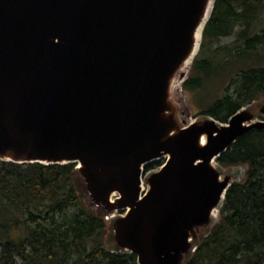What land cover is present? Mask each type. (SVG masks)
I'll return each instance as SVG.
<instances>
[{
  "label": "water",
  "instance_id": "95a60500",
  "mask_svg": "<svg viewBox=\"0 0 264 264\" xmlns=\"http://www.w3.org/2000/svg\"><path fill=\"white\" fill-rule=\"evenodd\" d=\"M207 4L0 0V160L76 164L92 205L121 212L115 235L138 264L187 262L233 184L218 158L264 129L246 107L227 123L173 115L170 82Z\"/></svg>",
  "mask_w": 264,
  "mask_h": 264
},
{
  "label": "trees",
  "instance_id": "16d2710c",
  "mask_svg": "<svg viewBox=\"0 0 264 264\" xmlns=\"http://www.w3.org/2000/svg\"><path fill=\"white\" fill-rule=\"evenodd\" d=\"M231 37L222 49L210 48ZM215 61L218 76L230 65L238 69L232 82L237 91L235 97L227 91L204 116L227 123L264 98V0H215L184 90H201ZM217 162L246 167L245 178L232 184L218 222L199 238L186 264H264V129L240 137ZM163 163H150L145 172ZM76 167L0 160V212L10 214L0 218V264H138L135 254L107 249V224L83 203Z\"/></svg>",
  "mask_w": 264,
  "mask_h": 264
},
{
  "label": "rangeland",
  "instance_id": "374dc122",
  "mask_svg": "<svg viewBox=\"0 0 264 264\" xmlns=\"http://www.w3.org/2000/svg\"><path fill=\"white\" fill-rule=\"evenodd\" d=\"M232 41L233 37L221 38L219 40L213 41L210 48H212L213 50L222 49ZM214 65L215 67L212 70V73L205 78L203 88L199 91L196 90L190 93L184 90L183 84L188 80L190 75H192V73H190L192 65H190L187 70H181L179 71V73H177L174 81L175 83L173 91L172 93H170V102L173 107V115L176 117L181 126L207 120V117L204 116V112L216 101L224 98L227 94V91H229V93L233 94V96L235 97L237 86L233 85L232 82L236 77V71L238 69L236 70V68L230 65L226 71L222 72L223 74L218 76V71L222 70H217V61H215ZM246 110L249 116L254 117V121L264 120V98H261L260 100L254 102L252 105H249L248 107H246ZM216 167L218 168L220 173H222L224 178H228L230 183L241 182L245 178L246 167L239 166L233 168H221L218 165H216ZM148 178L149 174L142 178V186L144 190H147L149 188ZM76 183L83 203L87 207H90L92 210H94L101 218L105 220L107 224L108 235L105 242L107 249L115 253H126L125 250L121 248V245L119 244L114 231L115 220L120 216L121 212L113 211L112 214H110L106 212L107 209L103 210L102 208H97V206L92 205V197L89 187L85 183V180L82 178L81 174L76 179ZM112 199L113 201H115L116 197H113ZM41 209L43 208L41 207ZM100 212H102L103 214H101ZM219 214L217 218H214L212 220V223L209 226L197 231V236H199V238L201 236L204 237L212 229V226L216 224V222H218ZM8 215L10 214H7L6 212H0V218H7ZM13 215L14 213H11V216ZM15 215H18L20 217L22 216L19 213H16ZM16 234L21 236L22 231L16 232ZM0 237H3V232L1 229ZM5 239H12V235L10 237L4 238L3 241H5ZM27 252H29V250H27Z\"/></svg>",
  "mask_w": 264,
  "mask_h": 264
},
{
  "label": "bare ground",
  "instance_id": "6f19581e",
  "mask_svg": "<svg viewBox=\"0 0 264 264\" xmlns=\"http://www.w3.org/2000/svg\"><path fill=\"white\" fill-rule=\"evenodd\" d=\"M213 1L214 0H208V4H207V10H206V14L202 19V22L200 24V26L198 27L195 37H194V47H193V53L191 54L190 58L187 59V61L185 62V64H183V66L181 67V70H187L190 65L192 64V61L194 60V58L197 56V54L199 53V48L201 47V43H202V31L204 29V25L206 20L208 19V16L210 15L211 9H212V5H213ZM175 81V77L172 78L171 82H170V90L169 92L172 93L173 88H174V82ZM205 144V138L203 137V139L200 141V145L203 146ZM225 202V201H224ZM213 218H217L219 211H214L213 213Z\"/></svg>",
  "mask_w": 264,
  "mask_h": 264
},
{
  "label": "flooded vegetation",
  "instance_id": "af4514ba",
  "mask_svg": "<svg viewBox=\"0 0 264 264\" xmlns=\"http://www.w3.org/2000/svg\"><path fill=\"white\" fill-rule=\"evenodd\" d=\"M213 226H214V225H213ZM213 226H212V227H213ZM199 230H200V229H199ZM195 251H196V249H195ZM187 261H188V260H187ZM185 264H186V263H185Z\"/></svg>",
  "mask_w": 264,
  "mask_h": 264
}]
</instances>
